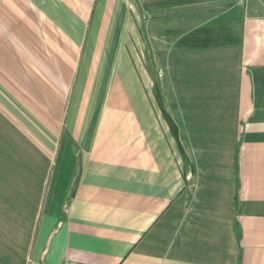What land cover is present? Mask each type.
<instances>
[{"label": "crops", "instance_id": "crops-1", "mask_svg": "<svg viewBox=\"0 0 264 264\" xmlns=\"http://www.w3.org/2000/svg\"><path fill=\"white\" fill-rule=\"evenodd\" d=\"M0 264H264V0H0Z\"/></svg>", "mask_w": 264, "mask_h": 264}, {"label": "trees", "instance_id": "trees-1", "mask_svg": "<svg viewBox=\"0 0 264 264\" xmlns=\"http://www.w3.org/2000/svg\"><path fill=\"white\" fill-rule=\"evenodd\" d=\"M168 122H170V119H169V121H168ZM181 147H182V146L180 145V147H179V148H181ZM181 150H182V152H184L182 148H181Z\"/></svg>", "mask_w": 264, "mask_h": 264}]
</instances>
